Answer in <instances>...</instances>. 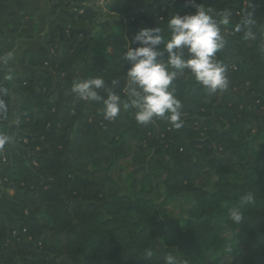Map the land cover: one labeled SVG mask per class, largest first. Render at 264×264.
I'll use <instances>...</instances> for the list:
<instances>
[{
	"label": "trees",
	"instance_id": "obj_1",
	"mask_svg": "<svg viewBox=\"0 0 264 264\" xmlns=\"http://www.w3.org/2000/svg\"><path fill=\"white\" fill-rule=\"evenodd\" d=\"M58 1L61 30L22 59L23 76L0 77L8 108L0 134L11 137L0 146V264H165L168 255L176 264H226L241 242L249 264H264V0H195L217 21L231 13L214 55L228 87L210 93L176 70L170 89L181 104L179 129L166 118L141 125L134 107L109 121L102 101L71 88L98 77L101 97L111 90L128 102L124 53L139 46L133 37L159 27L166 43L168 19L195 14L192 0H114L82 12ZM24 17L0 33V57L22 36ZM249 31L254 38H245ZM130 155L121 190L112 173ZM248 192L255 202L242 205ZM183 196L190 205L165 219L164 206ZM234 207L241 224L229 218Z\"/></svg>",
	"mask_w": 264,
	"mask_h": 264
},
{
	"label": "clouds",
	"instance_id": "obj_2",
	"mask_svg": "<svg viewBox=\"0 0 264 264\" xmlns=\"http://www.w3.org/2000/svg\"><path fill=\"white\" fill-rule=\"evenodd\" d=\"M192 3L196 8L195 14H176L168 19L170 38L166 43L160 35L159 27L141 29L133 37L132 43L139 46H129L124 53V60L130 64L126 71L128 102L122 101L111 90H108L107 98L101 97L96 90L104 87V80L98 77L74 81L71 91L87 101H102L105 119L109 121L114 120L122 108L134 107L135 119L141 125H147L155 118H166L179 129L182 126L181 104L175 98V89H170L177 76L176 70L189 71L210 93L223 91L228 87L226 69L214 59V55L225 46L219 25L228 24L231 13L221 12L222 19L217 21L203 8L198 7L195 0ZM244 23H252V13L246 14ZM245 38H254L253 33L247 32ZM162 43L163 49L160 48ZM165 55L166 59L162 61L160 58ZM11 57V53L0 57V63L7 64ZM7 111V105L0 101V115H5ZM10 139L8 135L0 134V146L8 143ZM254 202L255 196L252 192L241 198L242 205ZM229 218L232 222L241 224L243 213L239 207H234L229 211ZM226 251L230 252L231 249ZM152 254L150 250H146V256L150 257ZM165 264H176V258L173 255L166 256Z\"/></svg>",
	"mask_w": 264,
	"mask_h": 264
},
{
	"label": "crops",
	"instance_id": "obj_3",
	"mask_svg": "<svg viewBox=\"0 0 264 264\" xmlns=\"http://www.w3.org/2000/svg\"><path fill=\"white\" fill-rule=\"evenodd\" d=\"M58 2V0H0V33L6 31L9 34L14 22L25 16L19 28L22 36L18 37L12 51L5 53V55L11 53V59L7 64L0 63V77H7L13 72H16L17 76H23L28 64L22 59L29 52L45 46L54 31L61 30L62 26L57 21L61 10ZM18 93L19 86L16 84L12 90L14 110L12 124L19 106Z\"/></svg>",
	"mask_w": 264,
	"mask_h": 264
},
{
	"label": "rangeland",
	"instance_id": "obj_4",
	"mask_svg": "<svg viewBox=\"0 0 264 264\" xmlns=\"http://www.w3.org/2000/svg\"><path fill=\"white\" fill-rule=\"evenodd\" d=\"M92 0H87L89 3ZM114 1V0H108ZM107 2V1H106ZM135 7V6H134ZM92 27L95 28L94 25ZM99 27L96 25V29ZM226 90H223L225 92ZM131 155L126 156L123 159H119L118 165L113 171V176L115 178V183L114 187H118L119 189H125L127 185V180H126V173L128 172L129 169H131ZM6 192L12 193V190L8 188ZM190 205V201L186 197H180L177 200L173 202H169V204H166L163 208L164 213L163 217L165 219H170L177 217L181 215L185 209ZM236 257L235 258H230L226 264H249V259H250V248L249 245L244 242V243H238L236 246Z\"/></svg>",
	"mask_w": 264,
	"mask_h": 264
},
{
	"label": "built area",
	"instance_id": "obj_5",
	"mask_svg": "<svg viewBox=\"0 0 264 264\" xmlns=\"http://www.w3.org/2000/svg\"><path fill=\"white\" fill-rule=\"evenodd\" d=\"M70 1L72 2V6H73L74 11L78 10V11L82 12L83 7L88 4L87 0H70ZM108 2H109L108 0H92L89 3H95L96 5L99 6V5H104ZM67 34L69 35V31H67ZM2 156H3V162H6L7 156L5 154V151L2 152ZM1 167H2V164L0 163V168Z\"/></svg>",
	"mask_w": 264,
	"mask_h": 264
}]
</instances>
